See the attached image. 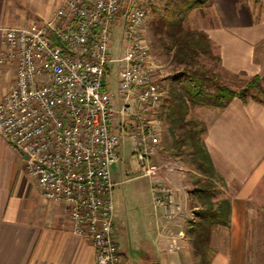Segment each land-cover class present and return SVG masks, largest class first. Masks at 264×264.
<instances>
[{"label": "built area", "instance_id": "1", "mask_svg": "<svg viewBox=\"0 0 264 264\" xmlns=\"http://www.w3.org/2000/svg\"><path fill=\"white\" fill-rule=\"evenodd\" d=\"M152 3L62 0L51 18L3 30L0 64L14 77L0 101V133L43 195L65 204L73 232L91 241L96 264L121 260L111 167L123 135L139 176L152 185L153 205L167 217L180 209L165 178L176 166L156 157L167 78L145 34ZM117 27L123 52L112 57Z\"/></svg>", "mask_w": 264, "mask_h": 264}, {"label": "crops", "instance_id": "2", "mask_svg": "<svg viewBox=\"0 0 264 264\" xmlns=\"http://www.w3.org/2000/svg\"><path fill=\"white\" fill-rule=\"evenodd\" d=\"M61 2L0 0V55L4 28L47 20ZM257 3L255 19L244 0H214L207 7V14L197 17L193 15L196 9H192L188 16L200 22L195 29L204 31L218 48L220 64L226 72L242 79L258 75L264 89V55L255 57L257 49L264 53V0ZM28 18L33 19L25 22ZM13 77V70L0 64V101ZM209 113L204 143L231 199L229 226H219L213 236L215 255L211 264H246L251 213L256 210L248 202L264 178V104L235 97L223 108ZM169 175L165 176L166 183ZM111 179L120 182L112 169ZM174 197L180 206L174 216L166 218L152 201L150 213L144 216V230L136 239L143 264L154 257L160 264H197L187 236L183 235L185 225L176 226L185 239L174 236L176 249H167L171 238L168 240L165 235L164 221H174L186 204L175 194ZM125 223L116 222L114 215L118 234L126 230ZM128 258L127 250H122L120 264H130ZM0 264H96L91 241L73 232L65 204L52 202L43 195L26 172L19 154L1 133Z\"/></svg>", "mask_w": 264, "mask_h": 264}, {"label": "trees", "instance_id": "3", "mask_svg": "<svg viewBox=\"0 0 264 264\" xmlns=\"http://www.w3.org/2000/svg\"><path fill=\"white\" fill-rule=\"evenodd\" d=\"M155 1L151 4V14L155 11ZM211 1L168 0L164 11L151 22L152 35L170 56L171 63L182 66L181 72L171 79L161 118L171 138L169 148L175 149L196 173L189 174L192 188L187 193L193 219L185 223L184 232L198 264L212 263L213 236L219 226H229L231 199L205 146L206 124L192 113L195 108L221 109L235 97L264 104V89L258 75L242 85L221 83L216 80L218 73H212L199 61L201 55H212V42L204 31L190 27L187 16L190 10Z\"/></svg>", "mask_w": 264, "mask_h": 264}, {"label": "rangeland", "instance_id": "4", "mask_svg": "<svg viewBox=\"0 0 264 264\" xmlns=\"http://www.w3.org/2000/svg\"><path fill=\"white\" fill-rule=\"evenodd\" d=\"M168 0H156L155 1V11L153 14H150L146 23H145V34L147 38V42L150 47V52L152 54L153 60L162 66L164 70V75L167 78V91H169V85L171 84V79L173 76H176L182 70V66H177L171 63L170 56H168L160 43L155 40L152 35V20L164 11V7L166 6ZM243 1V0H241ZM247 4V10L251 13V17H255L257 13V2L258 0H244ZM214 0L211 1L208 5H203L198 8H195L196 11L193 13L197 15V17L203 14H207V7L212 5ZM216 7H218L216 5ZM191 11V10H190ZM206 12V13H205ZM189 15V13H188ZM187 16L188 23L191 28L195 29L196 26L200 23L193 16L190 18ZM252 18V19H253ZM33 18L26 19L25 22L31 20ZM255 19V18H254ZM255 21V20H254ZM212 55H201L199 61L204 63V65L212 72L218 73V80L221 83H229L234 82L238 85H242L243 81L248 79L238 78L235 75L226 72L220 64L218 48L213 46L212 43ZM261 48V47H260ZM123 50L121 48V28L117 27L113 31V39L112 45L109 50V55L112 57H117L122 54ZM264 55L263 50L258 49L255 52V57L257 55ZM218 57V59H217ZM115 67L113 64V71L110 74L109 80L111 83V87L115 89ZM262 86V84H261ZM263 88V87H262ZM205 108V107H204ZM210 111H214L212 108ZM203 108H195L194 116L203 120L206 124V121L209 117V110H205ZM171 143V138L167 132L166 126L162 128V132L160 135V149L157 154V158L163 159V161H170L176 166V171L170 173L169 188L175 196L183 201L185 204L184 210L180 211L176 216L174 221L168 220L164 221L166 227L165 235L168 238H171L168 242L167 249L175 250V243L173 242L174 236H179L181 238L182 235L179 234V231L176 226L183 227L185 223L193 219L192 209L189 206V198L188 191L192 188V185L189 183V174L195 173L190 165L185 161V159L181 155L176 154L175 149H170L169 145ZM158 160V159H157ZM154 161H156L154 159ZM113 173L116 175L117 181L114 189H113V202L115 206V221L116 222H126V230L121 233L115 232V240L119 247V252L123 250H127V255L129 256L130 264H143L142 260L144 259L143 254L139 252V242L136 240L140 235L141 230H144V222L147 220L148 213L151 210V201L152 193H151V183L147 177L139 176L141 174L140 167L138 165L137 159L132 153L131 142L126 135L121 137L119 146H118V160L111 168ZM196 174V173H195ZM168 175V174H167ZM253 208L252 216L253 220L251 221V226L249 228V237L247 241V251H246V264H264V178L262 179L259 187L252 195L251 200L248 202ZM262 207V210L257 209V207ZM175 215V214H174ZM173 215V216H174ZM144 216H146L144 218ZM166 216V215H165ZM172 217V216H171ZM166 218H170L167 217ZM184 228V227H183ZM132 231L135 232V235H132ZM131 234V235H130ZM185 236V232L183 233ZM182 240L185 239L183 236ZM187 242L188 238L186 239ZM183 242V241H182ZM190 245V244H189ZM198 264V259H197Z\"/></svg>", "mask_w": 264, "mask_h": 264}, {"label": "water", "instance_id": "5", "mask_svg": "<svg viewBox=\"0 0 264 264\" xmlns=\"http://www.w3.org/2000/svg\"><path fill=\"white\" fill-rule=\"evenodd\" d=\"M148 264H160V261L157 257H154Z\"/></svg>", "mask_w": 264, "mask_h": 264}]
</instances>
